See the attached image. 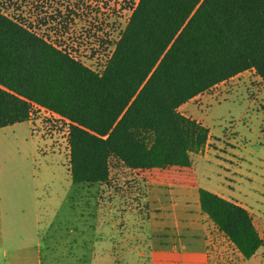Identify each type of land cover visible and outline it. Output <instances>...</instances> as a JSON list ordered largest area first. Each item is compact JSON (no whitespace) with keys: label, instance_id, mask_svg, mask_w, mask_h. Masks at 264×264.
Here are the masks:
<instances>
[{"label":"trees","instance_id":"trees-1","mask_svg":"<svg viewBox=\"0 0 264 264\" xmlns=\"http://www.w3.org/2000/svg\"><path fill=\"white\" fill-rule=\"evenodd\" d=\"M104 51L94 70L0 8V128L31 120L33 104L65 119L77 187L108 183L112 166L142 182L197 186L192 155L209 130L178 108L246 70L264 83V0H138ZM197 194L201 213L252 257L264 236L249 211Z\"/></svg>","mask_w":264,"mask_h":264},{"label":"rangeland","instance_id":"rangeland-1","mask_svg":"<svg viewBox=\"0 0 264 264\" xmlns=\"http://www.w3.org/2000/svg\"><path fill=\"white\" fill-rule=\"evenodd\" d=\"M137 2L0 0V8L99 70L110 51L104 44L117 38ZM181 111L201 120L216 146H223L217 153L204 146L192 156L200 186L233 191L248 202L264 236V83L255 72H243L198 94ZM67 129L65 119L42 110L30 121L0 128V264H159L139 231L146 210L143 186L119 166H112L108 183L74 185ZM217 159L231 164L230 170ZM162 197L167 202L169 197ZM188 201L195 209L196 195ZM204 223L210 264H264V243L243 259L210 222ZM159 236L161 242L166 238Z\"/></svg>","mask_w":264,"mask_h":264},{"label":"crops","instance_id":"crops-1","mask_svg":"<svg viewBox=\"0 0 264 264\" xmlns=\"http://www.w3.org/2000/svg\"><path fill=\"white\" fill-rule=\"evenodd\" d=\"M246 71L254 72V70L252 69ZM241 73H238L237 75ZM197 96L198 95L179 106L178 110L185 116L201 122V120H199L198 118H195L190 114H185L183 111H181L183 106L190 103ZM215 142L216 141L212 139L211 132H209L205 148L208 151L217 153L216 149H221L223 146H216ZM220 154L225 155L224 153L222 154V152H220ZM193 155V157L198 156L197 153ZM225 157V159L228 161V156L225 155ZM216 161H219V164L223 163L218 159ZM223 164L225 165V169L230 170L231 164ZM193 168L197 178V186L173 185L153 181L142 182L138 177L132 175L140 182L144 189V201L146 208L145 219L139 231H141V234L145 236L147 235L146 237L149 242L147 247L153 254V260H157L159 264H186L187 261L198 259L200 257L203 260L202 264H210L204 223L205 221H210L205 214L201 213L199 208L197 187L201 186L198 182V175L196 173L194 161ZM112 174L113 169L110 171V179ZM202 188H205L223 198L231 200L244 207L251 214L253 224L255 226L254 215L251 206H249L248 202H246L245 200H238V198H236L235 195L231 193L233 191H226L223 190V188L221 189L220 187H218L217 190H212L207 187ZM194 190L196 193H194ZM174 194H177L182 198V202L179 205H177V203L175 202ZM190 194L191 196L196 195L197 201L195 209L189 205L188 196H190ZM163 195L169 197L167 198V202H164L165 198L162 197ZM192 208L194 210H192ZM169 227H171V230H169ZM160 234L166 236L163 242H161V239H158L160 237ZM202 235L204 236V240L202 239ZM156 254H158L159 256H157ZM160 254L162 256H160ZM170 256H176L178 259H173Z\"/></svg>","mask_w":264,"mask_h":264},{"label":"built area","instance_id":"built-area-1","mask_svg":"<svg viewBox=\"0 0 264 264\" xmlns=\"http://www.w3.org/2000/svg\"><path fill=\"white\" fill-rule=\"evenodd\" d=\"M136 4H137V3H136ZM33 107H34L35 109H37V110H42V111L45 112V113L55 114V113L51 112L50 110L45 109V108H43V107H41V106H39V105H37V104H33ZM55 115H57V114H55Z\"/></svg>","mask_w":264,"mask_h":264}]
</instances>
